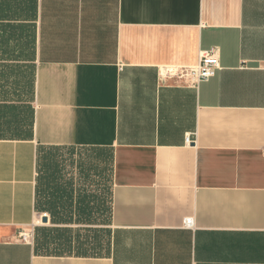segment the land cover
I'll use <instances>...</instances> for the list:
<instances>
[{
  "label": "crops",
  "instance_id": "0c3cea01",
  "mask_svg": "<svg viewBox=\"0 0 264 264\" xmlns=\"http://www.w3.org/2000/svg\"><path fill=\"white\" fill-rule=\"evenodd\" d=\"M43 146L97 162L40 174ZM0 264H264V0H0Z\"/></svg>",
  "mask_w": 264,
  "mask_h": 264
},
{
  "label": "rangeland",
  "instance_id": "374dc122",
  "mask_svg": "<svg viewBox=\"0 0 264 264\" xmlns=\"http://www.w3.org/2000/svg\"><path fill=\"white\" fill-rule=\"evenodd\" d=\"M26 80H23V76L21 77V83L18 81V76L14 80H16V86L13 87L15 91V98H18V87H20V94L21 97L22 93L26 95L27 104L30 105L29 102L33 99V76L32 70L27 68V75H25ZM25 82L22 83V82ZM13 97V96H12ZM27 133L30 132L31 129V122H30V109L27 110ZM97 156L93 153L88 152L84 149H76L67 146H43L40 150L39 155V166H40V174L41 171L49 172V175L55 171L60 173V176L71 177V178H80L91 175L88 174L91 166H94V162H97ZM90 168V169H89ZM88 170V171H86ZM107 195V216L95 218V223H102L106 221L109 222V211H110V203H109V190H106ZM81 231L76 233L77 241L74 243L71 248L78 249V242L82 243V248L87 249L90 252H99L100 249L104 248L110 239V232L109 227H77ZM74 230V227H71V232ZM90 230V231H89ZM93 230H100V231H93ZM49 231V230H47ZM46 231L44 230L41 233L42 239L45 238Z\"/></svg>",
  "mask_w": 264,
  "mask_h": 264
},
{
  "label": "built area",
  "instance_id": "2783aa9c",
  "mask_svg": "<svg viewBox=\"0 0 264 264\" xmlns=\"http://www.w3.org/2000/svg\"><path fill=\"white\" fill-rule=\"evenodd\" d=\"M220 68V52L217 47L211 48L209 50H203L200 53L199 62L193 67H188L184 71V75L193 84H199L202 81H207L216 75L217 70ZM185 225H192V220L186 218ZM20 236L24 240L34 239L35 232L34 228L29 230H24L21 232Z\"/></svg>",
  "mask_w": 264,
  "mask_h": 264
},
{
  "label": "water",
  "instance_id": "95a60500",
  "mask_svg": "<svg viewBox=\"0 0 264 264\" xmlns=\"http://www.w3.org/2000/svg\"><path fill=\"white\" fill-rule=\"evenodd\" d=\"M43 221L44 222H47L48 221V218L45 216V217H43Z\"/></svg>",
  "mask_w": 264,
  "mask_h": 264
},
{
  "label": "trees",
  "instance_id": "16d2710c",
  "mask_svg": "<svg viewBox=\"0 0 264 264\" xmlns=\"http://www.w3.org/2000/svg\"><path fill=\"white\" fill-rule=\"evenodd\" d=\"M54 171H55V169H54ZM43 247H44V248H46V247H48V248H49V246H48V245H46L45 243L43 244Z\"/></svg>",
  "mask_w": 264,
  "mask_h": 264
}]
</instances>
